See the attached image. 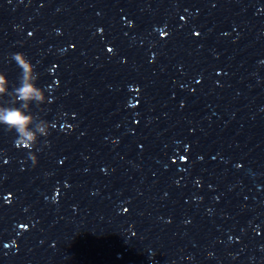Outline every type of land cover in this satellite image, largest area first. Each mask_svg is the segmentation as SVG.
Returning <instances> with one entry per match:
<instances>
[{"label":"clouds","instance_id":"9594fccd","mask_svg":"<svg viewBox=\"0 0 264 264\" xmlns=\"http://www.w3.org/2000/svg\"><path fill=\"white\" fill-rule=\"evenodd\" d=\"M12 60L21 71L16 85L11 84L6 73L0 72V126L16 134L15 145L29 150V157L35 166L38 156L31 150L39 151L37 145L40 138L48 137L55 125L41 119L32 111V106L39 108L50 101L45 90L38 85L39 73L28 57L17 52L12 54ZM47 143L45 140L44 144Z\"/></svg>","mask_w":264,"mask_h":264}]
</instances>
